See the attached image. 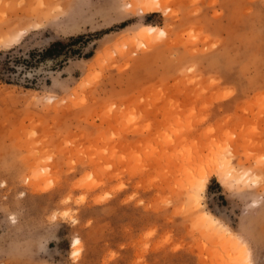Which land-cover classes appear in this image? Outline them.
<instances>
[{
	"label": "rangeland",
	"instance_id": "374dc122",
	"mask_svg": "<svg viewBox=\"0 0 264 264\" xmlns=\"http://www.w3.org/2000/svg\"><path fill=\"white\" fill-rule=\"evenodd\" d=\"M148 1L0 0V264H264V0Z\"/></svg>",
	"mask_w": 264,
	"mask_h": 264
},
{
	"label": "bare ground",
	"instance_id": "6f19581e",
	"mask_svg": "<svg viewBox=\"0 0 264 264\" xmlns=\"http://www.w3.org/2000/svg\"><path fill=\"white\" fill-rule=\"evenodd\" d=\"M140 4L141 5H139V7L141 6V12H144V13H153V12H156L157 11V9H158V6L157 5H155L152 1H148V0H146L145 2H144V0H143V2H140ZM143 31H144V34H142V37H147V36H150V35H153L154 33H155V31H156V28L155 27H144L143 28ZM7 36H11L12 38H10V37H7ZM6 37V41L7 40H9V44L11 43V42H14V41H16L18 38L16 37H14L13 38V35H7ZM20 36V35H19ZM9 38V39H8ZM10 39H11V41H10ZM3 41H0L1 43L0 44H2L3 43V46L5 45V43H6V41L4 40V38L2 39ZM12 40H14V41H12ZM8 43V42H7ZM6 43V44H7ZM12 44V43H11ZM6 46H8V45H6ZM231 170V169H230ZM230 170L228 171V172H230ZM228 172H225V175H223L224 176V178H226V179H232L233 181H235L236 183H243L244 181H246V179H247V177L245 176V175H241V176H237V177H235V179H233V176H232V173H229L228 174ZM231 172H232V170H231ZM231 174V175H230ZM228 177H230V178H228ZM207 178H208V176H206L205 178H204V181L203 182H201L200 183V187H201V189L202 188H204L205 187V183H206V180H207ZM204 217L207 219H212V218H210L209 217V215H207V214H204ZM79 244V240L77 239V238H75L74 240H73V246H76V245H78Z\"/></svg>",
	"mask_w": 264,
	"mask_h": 264
},
{
	"label": "trees",
	"instance_id": "16d2710c",
	"mask_svg": "<svg viewBox=\"0 0 264 264\" xmlns=\"http://www.w3.org/2000/svg\"><path fill=\"white\" fill-rule=\"evenodd\" d=\"M82 36H79L74 39V41H77L79 39H82ZM64 45L61 42H55L51 44L48 48H46L42 53L41 57L42 59H54L59 56H62L65 54L66 51H64Z\"/></svg>",
	"mask_w": 264,
	"mask_h": 264
}]
</instances>
